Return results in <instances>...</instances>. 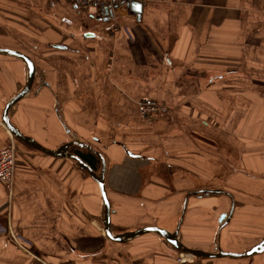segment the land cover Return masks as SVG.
Wrapping results in <instances>:
<instances>
[{"label": "crops", "instance_id": "0c3cea01", "mask_svg": "<svg viewBox=\"0 0 264 264\" xmlns=\"http://www.w3.org/2000/svg\"><path fill=\"white\" fill-rule=\"evenodd\" d=\"M0 48L36 66L11 123L47 149L78 141L104 156L113 236L156 227L213 255L264 239V0H149L109 16L75 0H0ZM27 75L0 54V151ZM141 101L170 111L144 120ZM17 142L12 194L0 183V264H178L183 251L157 233L110 240L97 182ZM76 151L100 174L97 156ZM195 259L264 264V252Z\"/></svg>", "mask_w": 264, "mask_h": 264}, {"label": "water", "instance_id": "95a60500", "mask_svg": "<svg viewBox=\"0 0 264 264\" xmlns=\"http://www.w3.org/2000/svg\"><path fill=\"white\" fill-rule=\"evenodd\" d=\"M130 5L138 13L142 10V4H140V3L133 2ZM137 5L139 6L138 8L136 7ZM105 12H106V14H108L109 10H105ZM0 54L20 59L26 65L27 72H28L27 83H26L24 89L19 94H17L7 104V106H6L5 110H4V113H3V116H2L3 125L9 130V132L18 141H20L22 143H25V144H29V145H31L32 147H34L38 151H41V152H43L45 154H48V155H51V156H55V157H68V158L73 159L74 161H76L78 163V165L80 166V168L82 170L86 171L91 176V178L97 182V184L99 185L100 190H101V195H102V199H103V203H104V207H105L104 228H105L106 235H107V237L110 240H113V241H116V242H122V241L128 240L130 238L136 237V236L144 234V233L154 232V233H157L158 235H160L162 238H164L169 244H171L177 250L189 253L192 256L196 257V258H200V257L216 258V257H222V256H228V257H252V256H255V255H258V254H261V253L264 252V239H263L258 245H256L255 247H253L251 250H249L246 253L234 254V253L219 252L216 255L207 254V253H204V252H201V251L192 250L190 248L185 247L178 239V232L169 233V232H167V231H165L163 229L156 228V227H149V228H145V229L134 231V232H126V233L120 234L118 236H113L112 229H111V214H112V210H111L110 201H109L108 196H107L106 182H105L107 164H106V160H105L104 156L100 152H98L95 149H93L88 144H85V143H82V142H78V141L65 144L64 146L60 147L58 150L53 151V150L47 149L44 146L40 145L34 139L26 136L18 128H16L11 123V120H10V117H9V111H10V108L16 102H18L24 95H26L27 93H29L31 91V89L33 87V84L35 82V78H36V66H35L34 62L28 56H26L23 53L14 52L12 50L0 48ZM73 146H78L81 149L88 150L89 152L93 153L94 155H96L99 158V160L101 161V164H102V168H101L100 174H97L82 158H80L79 156L74 155L72 153H69L70 148L73 147ZM128 154L130 156H132V157H137L134 154H131L130 152ZM200 193H202V194H206V193L217 194V193H222V192L221 191H217V190H203ZM227 218H228V216L224 215L222 217V219H221V222L224 221Z\"/></svg>", "mask_w": 264, "mask_h": 264}, {"label": "built area", "instance_id": "2783aa9c", "mask_svg": "<svg viewBox=\"0 0 264 264\" xmlns=\"http://www.w3.org/2000/svg\"><path fill=\"white\" fill-rule=\"evenodd\" d=\"M149 0H75L77 7L81 9H91L94 7L102 10H109L107 16L112 14L115 8L120 5H130L133 2L144 4ZM170 109L150 101H141L138 104V112L142 119L153 121L166 116ZM12 135V134H11ZM18 140L12 135L7 145L0 151V183L7 189L11 195L14 188L16 170L18 167ZM4 233L7 231H3ZM11 239L18 245L19 239L15 236L12 229L9 228ZM2 233V232H1ZM178 264H198L194 256L189 253L181 252L177 258Z\"/></svg>", "mask_w": 264, "mask_h": 264}, {"label": "trees", "instance_id": "16d2710c", "mask_svg": "<svg viewBox=\"0 0 264 264\" xmlns=\"http://www.w3.org/2000/svg\"><path fill=\"white\" fill-rule=\"evenodd\" d=\"M77 148H80V147H78V146H73V147H71V149H70V150H71V153L74 154V155H78V156H80L85 162H88L87 159H86L84 156H81L80 154L77 153V151H76ZM90 153H91V152H90ZM91 155H92L93 157H96V155H94L93 153H91ZM93 168H94V167H93Z\"/></svg>", "mask_w": 264, "mask_h": 264}, {"label": "snow or ice", "instance_id": "6c2138e0", "mask_svg": "<svg viewBox=\"0 0 264 264\" xmlns=\"http://www.w3.org/2000/svg\"><path fill=\"white\" fill-rule=\"evenodd\" d=\"M136 7L138 8L139 6L137 5Z\"/></svg>", "mask_w": 264, "mask_h": 264}]
</instances>
